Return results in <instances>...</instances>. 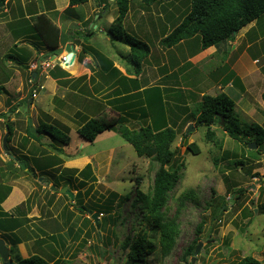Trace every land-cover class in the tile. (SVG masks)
Segmentation results:
<instances>
[{
    "label": "rangeland",
    "instance_id": "obj_1",
    "mask_svg": "<svg viewBox=\"0 0 264 264\" xmlns=\"http://www.w3.org/2000/svg\"><path fill=\"white\" fill-rule=\"evenodd\" d=\"M62 1L59 0L60 5ZM100 1L113 2L109 3L106 14L109 15V23L105 18L97 19V15H94L97 12L95 0L74 9L77 13L88 15V20L82 24H74L73 22L78 21L70 18L72 11L68 13L67 9L62 12L60 24L57 19L52 21L62 33L60 47L64 45L63 40L66 38L77 47L78 60L67 71L69 80L57 81L49 75L48 78L42 76L38 83H31L29 70L26 73L20 66L17 69L14 67L11 75L18 70V79L13 84H7L8 93L0 96L3 102L10 93V88L15 96H19V100L13 99V96L9 99L12 104L16 102L14 106L19 110L13 114L14 121L10 122L8 115H5L7 122L12 125L8 147L19 162L27 163V169L31 168L33 171L27 172L16 167L20 171L10 174L11 169L4 166L2 159L0 168L12 179L20 177V183L33 189L32 196L40 197L45 219L40 224L30 226V237L33 239L34 250L51 264H58L55 263L57 259H60L59 264H125L130 252V247H123L125 239L140 233L154 235L148 211L142 208L141 203L134 202L138 197L137 190L146 195L152 194L159 163L148 157H139L133 145L126 142L119 132H104L93 143L84 140L78 133L80 127L94 117L107 121L121 118L119 123L123 122L131 130H139L146 124L125 111L120 114L110 99L105 101V96L110 95L113 89L106 88L105 77L97 66V57L93 53L82 52L84 47L94 48L112 61L123 76L136 78L137 66L131 59L130 48L108 34L119 15L117 4L113 0ZM187 5L188 0H168L145 8L141 0H135L131 2L130 11L123 22V27L130 36L148 43L151 48V55L144 62L142 73L138 76V82H141L139 84L142 87L163 85L164 102L168 101L169 106H175L177 97L171 92L177 81L178 86L184 89L181 96L187 98L188 102L186 113L177 111L174 121L169 120L178 131L172 144V149L176 152L174 162L183 163L179 181L170 193L166 209L168 219H174L178 227V236L169 257L164 259L157 254V257H149V261L150 264H180L184 250L197 239L198 244L203 243V247L195 264H235L248 256H253L264 264V145L259 154L255 153L259 148L250 150L244 142L230 138L223 127L218 125L214 126L215 139L210 141L206 139V126L196 123L197 108L203 94L216 96L222 93L213 79L226 73L225 65L230 64V72L234 66L236 75L240 74V78L234 77L235 94L232 90L228 92L225 89L223 93L235 100L243 123L256 122L264 126V53L260 51L264 43V32H261L260 26L263 28L264 25H255L254 22L242 29L226 47L227 54L223 49L213 47V53L206 52L197 63L182 60L180 55L174 59L176 48L166 49L160 44V40L180 22L181 14L186 9L188 11ZM105 13L104 11L103 14ZM89 29L95 32L90 38L84 36ZM76 30L82 33L77 35ZM6 37L8 39L3 42L0 56L6 55L11 46L14 49L15 36L11 34ZM249 39L257 41L253 44V48L256 47L253 53L246 49ZM191 49V46L185 47L183 55ZM43 50L48 52L47 48ZM61 52L59 48L57 53ZM83 55L86 56L84 62L89 65L80 62ZM256 57L258 60L252 61ZM0 59L2 60L1 57ZM82 76L83 80L77 81ZM3 79L4 76L0 74V81H4ZM19 81L22 83L19 88L21 92L16 95ZM38 84H44L45 89L38 90L37 96L30 98V107L19 105ZM225 85L222 83L221 86ZM171 86L174 87L166 89ZM190 88L195 92L189 91ZM117 105L121 106L122 103ZM178 105L184 107L185 104ZM164 106L168 109L166 103ZM250 107L254 112H251ZM29 117L33 118L36 129L43 122L60 128L70 137L67 146L54 142L49 136H45L41 144L29 138L26 133ZM167 117L171 118L172 114L167 113ZM151 120L150 117L147 121L151 123ZM5 124L6 121L0 124L1 130L6 128L5 135L4 131L0 133V156L9 157L3 149V138L9 134ZM190 127L193 128L192 132H188ZM50 143L64 148L65 153L55 151ZM193 143L199 148V154L188 149V145ZM53 157H60L62 163L53 165L54 162L50 159ZM238 161L243 162V165L237 166ZM66 170L72 175V184L65 187L74 195L81 192V197L76 200L75 196L71 199L60 193L66 183L63 178L67 174ZM76 170L84 173L73 175ZM48 180L49 183L46 182ZM82 182H85L84 186L81 185ZM50 186H55L58 190L54 192ZM100 207L104 209L101 210ZM219 207L222 208L215 216ZM95 214L98 223H104V228L97 227L93 218ZM3 219L0 217L1 222ZM201 223L202 232L198 234L197 228ZM39 239L41 240L36 242ZM13 247V252L18 253V246ZM192 257L189 258L190 263Z\"/></svg>",
    "mask_w": 264,
    "mask_h": 264
},
{
    "label": "trees",
    "instance_id": "obj_2",
    "mask_svg": "<svg viewBox=\"0 0 264 264\" xmlns=\"http://www.w3.org/2000/svg\"><path fill=\"white\" fill-rule=\"evenodd\" d=\"M69 8L66 12L70 13L75 7L88 3L89 0H69ZM135 0H114L118 6L119 15L115 20V23L109 28L108 34L118 41H122L128 46L132 52L131 59L136 63V78H128L123 76L120 70L115 67L114 63L108 58L103 57L100 53L96 52L94 48L84 47L82 52L93 53L98 61L99 71L105 77L106 88L113 89L112 93L106 95L105 101H112L117 106L116 110L122 114L126 112L128 115L133 116L134 119H140L146 124L139 130H131L123 122L119 123L121 118H117L112 121L101 120L94 117L89 118L78 130L80 136L93 143L97 137L104 132L116 131L120 133V136L128 143L133 145L139 157H148L156 160L159 163V169L154 178V186L152 194H144L142 191L137 190V199L134 203H141L143 209H146L150 215L151 220V232L154 235L142 234L133 238L125 239L123 247H130L128 253V260L125 264H150L149 257H157L160 254L161 258H167L170 256L176 244V238L178 236V227L174 219L169 220L166 209L170 198V193L176 187L179 181V172L183 163H175L176 152L172 149V144L177 137L178 131L174 129V124L169 123L174 121L175 113L177 111L186 113L187 110V98L181 94L183 89L181 87H174L171 94L176 95L175 106H169L168 101L164 102L165 96H163V85H155L152 87H142L138 78L142 73V66L144 62L151 55V48L148 43L139 40L136 37L130 36L123 27V22L126 19L130 8L131 2ZM168 0H141L145 8H150L158 2H164ZM10 0H0L2 6H5ZM3 8V7H2ZM185 13L181 14L180 22L172 28L161 40L160 44L166 49H172L178 45L188 42L192 47L190 55H194L197 52L207 50L211 47H216L218 50L225 51L228 44L235 40L239 32L252 24L264 23V0H188ZM108 8H103L100 13H97L101 17L103 11ZM1 10V8H0ZM100 19V18H98ZM263 21V22H262ZM264 25V24H263ZM34 29V38L40 39V49L47 48L48 53H57L62 42L61 30L53 24L52 20L47 16L42 15L38 18ZM236 33V35H235ZM95 32L93 29H89L84 36L93 37ZM69 41V38L63 40L65 45ZM62 44V45H63ZM264 45V43H262ZM37 46V45H36ZM191 51H193L191 53ZM39 51H37L38 53ZM32 53L24 61L17 60V65L22 69H27V63L33 59ZM33 57V58H32ZM85 55L81 57V61L85 59ZM89 65V64H86ZM29 69V68H28ZM50 76L61 81L63 79H70V75L66 70L62 68H56L50 73ZM102 76V77H103ZM31 77H33L31 75ZM114 77V79H112ZM235 77L232 73L231 78ZM84 76L77 79L82 81ZM227 79L224 83L228 84L230 79ZM91 79V78H90ZM64 84V83H63ZM117 85V87L115 86ZM170 90L172 88H167ZM166 90V92L168 91ZM103 92V90L101 91ZM6 87L0 83V96L7 94ZM97 93H100L98 91ZM181 96V97H179ZM33 97L32 92L30 96L19 102V105H27L30 98ZM179 97V98H178ZM139 98V100H136ZM264 100V93L262 95ZM110 99V100H109ZM186 101V102H185ZM122 103L118 106L117 103ZM168 105V109L164 104ZM178 103L185 104L184 107L179 106ZM14 108L12 111H16ZM167 113L172 114V117H167ZM197 120L196 123L199 126H206V139L213 141L216 136L214 126L221 125V117L225 118V124L222 126L224 132L233 140L244 142L247 146L255 142L258 145V150L255 153H260L261 146L264 145V126L256 122L243 123L237 112V105L235 100L226 93H221L216 96L203 95L202 100L199 102L197 108ZM140 115V116H138ZM122 117V116H121ZM152 118L151 123L147 120ZM182 118V117H181ZM180 118V119H181ZM119 123V124H118ZM8 139L7 144L11 141L12 127L8 123ZM39 133L38 136L31 133L29 126L26 127L27 136L38 143H42L45 136L51 137L54 142H59L67 146L70 141L69 135L63 132L60 128L46 124L43 122L40 127H37ZM55 151L63 154L64 148H58L54 143L49 144ZM188 149L194 154H199L200 150L196 144L188 145ZM53 165H60L62 159L60 157L50 158ZM18 160V159H17ZM55 160V161H54ZM19 161V160H18ZM11 173H17L22 169L19 165L17 171L14 166V160L11 161ZM237 166L243 165V162H236ZM89 167V166H88ZM26 168H29L26 163ZM15 169V170H14ZM26 171L25 169H23ZM90 170V168H89ZM15 171V172H14ZM23 171V172H24ZM28 171H33L31 168ZM67 174L63 176L66 183L63 187L72 184V175H69V170H66ZM84 171H74V174H81ZM91 173V171H89ZM9 174L4 173V176ZM88 175V174H87ZM33 176L36 177L34 174ZM18 179L20 177L16 176ZM12 179V178H11ZM46 182H50L49 180ZM59 182V181H58ZM82 186L85 182L81 183ZM56 186V185H55ZM61 186V185H60ZM71 191V190H70ZM240 192H243L241 190ZM116 196L115 194H112ZM188 196V195H185ZM81 197V192L75 195V199ZM82 203V202H81ZM109 206H111L109 204ZM108 206L104 207L105 210ZM101 210L104 209L100 207ZM222 207L216 210L215 216H217ZM110 210V209H109ZM10 218L9 214L0 213V217ZM113 218V217H112ZM97 227L104 228L105 225L102 222L97 224ZM203 224L201 223L197 228V233L202 232ZM55 238V237H53ZM198 245V240H194L183 252L180 264H191L189 258L193 256ZM14 253V252H13ZM103 253V252H102ZM104 253H106L104 251ZM17 264H51L44 257L39 254H35L29 258L17 257ZM60 259L55 260V263L59 264ZM61 263V262H60ZM235 264H263L262 261L256 259L253 256H248Z\"/></svg>",
    "mask_w": 264,
    "mask_h": 264
},
{
    "label": "crops",
    "instance_id": "obj_3",
    "mask_svg": "<svg viewBox=\"0 0 264 264\" xmlns=\"http://www.w3.org/2000/svg\"><path fill=\"white\" fill-rule=\"evenodd\" d=\"M69 2H70L69 0H63L62 5H60L59 0H10V2H8L5 6H2L3 8L1 7V10H0V49L3 47L4 40L8 39L6 36L8 35L11 36V34L12 36H15V41L13 45L14 49H12V46H11L9 48V52L5 53L6 55L0 56L2 58V60L0 59V63L4 62L0 66V69H1L0 74L4 76V79H3L4 81H0V82L6 87V89H7V84L9 83L13 84L14 81L18 79V76L20 74L18 70H15V71L13 70L14 73L13 75H11V70L14 67L19 68V66L17 65V60L24 61L26 58L29 57V55L32 52L34 53L32 54L34 58L32 57L33 59H31L27 63V65L29 66L32 62H34L37 59L40 52H45L44 50L42 51L43 48L39 50L40 42H41L40 39L36 40L34 38L35 33L32 27L35 26V23L37 22L38 18L42 15H45L48 18H51L52 21L54 19H57L58 23L60 24L62 16H63L62 12L64 13V11L69 8ZM95 2H97L96 3L97 12L94 15L95 16L97 15V19L100 18L101 20H103L105 18L106 21H108L107 23H109V15H106V14L109 11V3L112 4L113 2L108 1L104 3L100 0H95ZM88 3H90V0L88 1ZM45 5L48 7L46 8ZM85 5L86 4L80 5V6L83 7ZM80 6H77L74 9H77ZM103 8H108V10L105 11L106 12L105 14H103L104 13L103 11L101 17H99L97 13H100L103 10ZM70 18H73L75 19V21H78V22H73V23L79 25L87 21L89 17L88 15L85 16L84 13H77L76 10H73L70 13ZM263 24L264 23H262L261 25ZM255 25H256V22H255ZM260 30L261 32H264V27L262 28V26H260ZM75 33L79 35V33H82V32H78L76 30ZM256 42H257L256 40L249 39L246 45V49H248L247 51L249 52L251 51V53H253V51L256 49V47L253 48V44H255ZM188 46H190L189 43L184 42L178 45L177 47H175L176 48L175 50L177 51L175 53L173 52L174 59L176 58V56L180 55L182 57V60H186V59L187 61L193 60V62L197 63V61L201 60L206 55L205 54L206 52L209 51L208 53H210L212 52V49H213V47H211L207 50L197 52L194 55H190L189 54L190 52H187V54L185 53L183 55V51L185 50V47H188ZM37 51L39 52L37 53ZM260 51L264 53V45L261 46ZM178 52H181V54H179ZM257 53H258V50H257ZM3 60H8L9 62H5ZM257 60H258L257 57L252 59V61L254 62ZM173 61L178 62L177 60H173ZM224 62H226V60ZM230 66H231L230 64L229 65L226 64L225 67L227 68V72L222 74L221 77H219L218 79L214 78L213 80L217 82L218 87L222 90V92L224 89L228 90V92H231L232 90L233 94H235L236 90L233 89L234 77L231 78V75L233 73L235 74V77L240 78V74L236 75L237 70L236 68H234V66H232V72H230L231 70L229 68ZM23 70H25L26 73L28 72V68L23 69ZM209 77H211L210 74H209ZM229 78H231L229 83L228 84L226 83L225 86H221L222 83H224ZM19 83H20L19 86L17 85L18 88H17L16 95H19L21 92L19 91V88L21 87L22 83L20 81ZM178 85L179 83L176 81L175 87H180ZM173 87L174 86H171V88ZM191 88L189 89V91L190 90L194 91ZM186 89H188V87ZM8 90L10 91V93L5 97L4 101L2 102L0 100V122L4 123L6 121L7 126H8V122H7L8 119H7V116L5 115H8L10 122H12L14 121L13 114L14 113L16 114L19 111L18 109H16V111H12L14 110V108H16L14 106L16 102L13 101L14 104H12V102L9 100V99H12L13 97H14L13 99L19 100V96H15L11 88ZM251 109L252 108L250 107V110ZM251 112H254V110L252 109ZM2 131H4V135H5L6 128L4 130H1L0 128V133ZM0 159H2L5 162L4 166L6 167L7 166L9 167L12 163L11 162L12 160L10 157H4L1 155ZM16 167H19V164L17 162L14 163L13 168H16ZM2 171L3 170H1L0 168V213L9 214L10 218H4L1 216L4 219L2 220V222L0 221V239L5 241V244L9 247V250H10V259L15 264H17L16 263L17 257L18 258L21 257L24 259V258H29L35 254H38V252L35 251L33 248V244H32L33 239L30 237L32 230L29 228L30 226L40 224V222L44 221L45 219L43 217L44 216V213H43L44 206L43 204L40 203V200H39L40 197L34 198L32 196L33 189L27 187L23 183H20L19 182L20 179H17V180L11 179L7 175H4L1 177V175L4 174V171L3 172ZM13 182H15V184H13ZM58 199H59V196H58ZM42 231L44 232V230ZM40 240L41 239L36 240V242H39ZM13 246H18L17 247L18 253L16 252L13 253V248H14ZM39 250H41L40 247H39ZM1 259L2 258L0 257V264H4L3 260L1 261Z\"/></svg>",
    "mask_w": 264,
    "mask_h": 264
},
{
    "label": "water",
    "instance_id": "obj_4",
    "mask_svg": "<svg viewBox=\"0 0 264 264\" xmlns=\"http://www.w3.org/2000/svg\"><path fill=\"white\" fill-rule=\"evenodd\" d=\"M1 7H2V4L0 3V8H1ZM235 35H236V33H235ZM65 51L68 53V54H67V60H68V62L71 61V63H73L74 60H75V54H76V48H75V45H73V44L70 43V42L67 43V44L65 45ZM68 62H67V63H68ZM36 76H37V73L35 72V73L33 74V78L35 79ZM30 103H31V99H30V100L28 101V103H27V108L30 107ZM221 119H222V120H221V125L224 126V124H225V118H224V117H221ZM28 120H29V128H30L31 133L34 134V135H36V136H38L39 133H38L37 129L35 128L34 124H33V118L29 117ZM192 130H193V128L190 127V128L188 129V132H192ZM7 139H8V134H7V135L4 137V139H3V145H4L3 149H4V151L7 153V155H8L12 160H14L15 162H17V163H18L23 169L28 170V169L26 168V163H25V162H19V161H17V159L12 155V152L10 151V149H9V147H8V144H7ZM248 148H249L250 150H257V149H258V145H257L255 142H252V143H250V144L248 145ZM50 189H51L52 191H54V192H56V191L58 190L55 186H50ZM60 193H62V194H66V195L69 196L71 199H73L74 196H75L74 193L71 192V191L68 189V187H63V188L60 190ZM93 218L95 219L96 224H98L97 214H95V215L93 216ZM202 247H203V243L200 242V243L198 244V246H197V248H196L194 254H193L191 264H195V263H196L197 258H198V255H199V253H200ZM0 257L2 258L4 264H15V263L10 259V250H9V247L5 244V241L2 240V239H0Z\"/></svg>",
    "mask_w": 264,
    "mask_h": 264
},
{
    "label": "built area",
    "instance_id": "obj_5",
    "mask_svg": "<svg viewBox=\"0 0 264 264\" xmlns=\"http://www.w3.org/2000/svg\"><path fill=\"white\" fill-rule=\"evenodd\" d=\"M67 54L68 53L65 51L64 48H62V53L58 55L51 54L48 52H40L37 59L29 65L28 70L30 74L33 75L35 72L37 73L36 78L31 79V83L34 82L38 83L42 76L48 78L50 73L58 67L66 71H69L71 68H73L76 61L78 60V54L77 53L75 54V60L73 63H71V61L68 62ZM84 61L85 59L83 60L82 63L86 65ZM42 89H45L44 84L43 85L38 84L36 88L32 90L33 97L37 96L38 90H42Z\"/></svg>",
    "mask_w": 264,
    "mask_h": 264
},
{
    "label": "clouds",
    "instance_id": "obj_6",
    "mask_svg": "<svg viewBox=\"0 0 264 264\" xmlns=\"http://www.w3.org/2000/svg\"><path fill=\"white\" fill-rule=\"evenodd\" d=\"M68 43H69V42H68ZM66 44H67V43H66ZM66 44H65V45H66ZM63 46H64V45H63ZM63 46H62V47H60V49H61V50H62V48H64V49H65V46H64V47H63ZM75 48H76V53H77V47H75ZM61 53H62V52H61ZM28 68H29V67H28ZM32 76H33V75H32ZM32 78H33V77H32Z\"/></svg>",
    "mask_w": 264,
    "mask_h": 264
}]
</instances>
